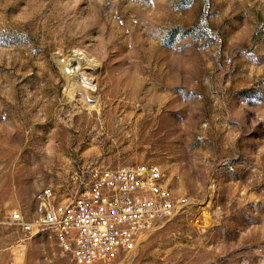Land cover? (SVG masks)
<instances>
[{"label":"rangeland","instance_id":"374dc122","mask_svg":"<svg viewBox=\"0 0 264 264\" xmlns=\"http://www.w3.org/2000/svg\"><path fill=\"white\" fill-rule=\"evenodd\" d=\"M85 163L192 203L121 264H264V0H0V264H71L9 216Z\"/></svg>","mask_w":264,"mask_h":264},{"label":"built area","instance_id":"2783aa9c","mask_svg":"<svg viewBox=\"0 0 264 264\" xmlns=\"http://www.w3.org/2000/svg\"><path fill=\"white\" fill-rule=\"evenodd\" d=\"M65 194L56 200L51 188H43L34 218L14 208L9 223L27 237L50 232L71 264H121L149 229L192 209L189 198L173 195L150 163L78 164L67 177Z\"/></svg>","mask_w":264,"mask_h":264},{"label":"bare ground","instance_id":"6f19581e","mask_svg":"<svg viewBox=\"0 0 264 264\" xmlns=\"http://www.w3.org/2000/svg\"><path fill=\"white\" fill-rule=\"evenodd\" d=\"M70 56H74L75 57V53L70 54ZM81 64H83V62ZM84 64H85V62H84ZM61 65L62 66H66L64 64V62L63 63L61 62ZM66 68H68V69H66V74L67 75H69L72 72V70L74 69V68L72 69L71 67H68V66ZM207 199H208V197H207ZM210 203H211V201L209 199L208 200H204V201L198 203L199 205H203V206H200L199 210L196 211V214L195 215L193 214V218L191 220L192 223L196 227L202 228V229H206L215 220L214 215L211 212Z\"/></svg>","mask_w":264,"mask_h":264}]
</instances>
